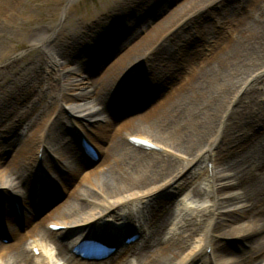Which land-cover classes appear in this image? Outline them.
Listing matches in <instances>:
<instances>
[{
	"label": "bare ground",
	"instance_id": "bare-ground-1",
	"mask_svg": "<svg viewBox=\"0 0 264 264\" xmlns=\"http://www.w3.org/2000/svg\"><path fill=\"white\" fill-rule=\"evenodd\" d=\"M233 3H228L227 0H191L180 6L179 10L194 13L203 6L217 7L220 4L222 11L233 14ZM9 6L7 0H0L4 18L16 12V9ZM164 10L165 8L159 11ZM244 19L241 20L240 27L243 31L241 36L245 32L246 37L228 45L229 48L226 46L219 50L215 62L204 64L197 73L190 77L188 75L189 81L183 88L178 83L175 85L176 69L167 61V64L160 63L165 59L156 60L150 55L154 41H146L147 38L136 40V28L140 30L138 24L141 21L136 22L134 19L133 25L127 22L122 26L123 30L119 33L125 36L124 40L117 43V31L110 34L116 42L109 40L107 35L106 45L97 48L99 50L94 55L64 70L59 65L68 63L70 57L64 53L62 46L53 48L49 45V40L54 39L53 31L40 30L29 36L30 45L43 46L46 55L32 51V55L22 61L29 66L18 65L20 61L0 66V71H11L8 76L13 74L10 78L5 77L10 85H6L4 90L9 95L12 92V96L18 99L29 95L35 88H41L42 93L37 96L44 98L32 100L31 104L37 110L31 118L24 110L14 109L13 116L6 117L7 113L3 112L5 119L0 120V218L2 214L8 217L6 230L16 238L13 244L1 245L5 258L0 260V264H76L77 258L70 252V247L87 235L119 245L114 255L104 260L85 261L87 264L123 261L133 251L132 247L140 242L123 244L122 239L127 234L129 236L136 232L146 234L155 221V228H158V233L164 240L155 248L151 245V240L146 239V235L142 236L141 239H146V242L133 253V258L140 264H264V260L256 257L264 254V138L259 137L253 142L245 138L249 135L245 131L249 128L246 122L251 119L246 111L249 106L240 110L228 106L246 78L257 81L258 76L264 73V49L262 46H255L256 43L264 45V19L255 16L245 21ZM148 21V18L145 19V24ZM152 28L153 30H149L151 35L162 30L163 25L155 24ZM180 39L183 41L185 54L199 51L200 48L192 46L191 40L184 37ZM135 40L133 45L126 47ZM75 41L76 38L71 42ZM167 47L173 48L169 45ZM0 53L7 60L12 54L11 51ZM117 53L123 54L116 57ZM234 54L238 57L236 63ZM113 55L115 59L111 62L109 57ZM145 62L149 63L146 71L139 70ZM160 64H164V68H160ZM106 67L107 70L103 71ZM164 69L168 73L165 74ZM90 70H101L102 74L91 79L88 72ZM137 72L139 77L136 76ZM47 73L61 81L58 93L50 100L44 95V91L51 87L50 77L45 76ZM78 74L81 76H77ZM138 78H143L140 82L142 85L136 83L131 88L130 84ZM144 78H149L148 84ZM129 79L133 82H128ZM253 87L254 85L249 87L246 94ZM160 95H166L165 100L150 108L144 118H131L115 128L121 109L118 103H128L131 96L145 101L156 100ZM249 98L250 103L257 101L254 93H250ZM62 104L76 114L74 120L65 123L60 116H56L49 121L51 113ZM255 105L258 109L264 108L262 103ZM17 125L23 126L21 133H26V145L37 156L32 163L28 162V156L24 154H14L8 161L1 160L5 151H9L4 146L5 143L9 142L13 147L12 141H17V138L12 140ZM78 128L96 134L101 143L99 156L103 158L106 167L93 169L84 175L82 181L88 182L92 190L86 191L88 193L84 195L78 194L83 202L76 203L73 208H57L54 211L56 220L49 221L48 217L41 219L40 212L48 205L46 201L45 206L40 204L39 210L33 207V214H26L24 218L25 224L30 227L28 234L22 235L16 230L15 217L9 206L10 198L2 197L5 189L10 188V196L21 199L23 204L33 206L37 201L35 191L37 192L38 187L39 191H44L45 183L49 182L44 177L46 170H43V166L50 165L46 153L53 154L59 163L60 156H64L61 164L65 171L82 175L83 169L93 162V158L86 157L81 143L74 141L75 135L79 133H76ZM142 131L145 135L141 134ZM64 133L71 135L65 137ZM109 135L110 139L107 141L105 138ZM131 135L154 145L160 143L161 146L157 145L159 149H155L137 145L129 141ZM219 143L223 144V148L216 149L215 145ZM104 172L109 178L101 180L99 173ZM196 176L201 178V184L205 183L207 188L210 186L211 191H208L213 193L212 198L207 199L208 204L201 209L191 206L188 197L187 180L197 179ZM33 177L40 184L32 182L31 185ZM207 188L195 187L192 190L193 197H201ZM164 195L170 197L167 199L169 203L170 200H175V207L179 211L175 215L176 220L183 218L187 210H197L204 218L200 222L186 219L183 231L186 234L183 236L176 221L167 224L165 215L168 213V206H161L159 203L163 202ZM144 206L155 209L153 213L159 216H134V207L143 209ZM51 223L71 224L72 227L54 230L49 225ZM254 231L260 233L257 242L249 239ZM213 232L215 235L236 234L241 237L243 244H249L248 253L253 257L235 259L229 254L226 244L214 239ZM59 239H65L66 243ZM47 243L52 244L55 250L47 249ZM208 247L210 252H207ZM60 259L64 263H60Z\"/></svg>",
	"mask_w": 264,
	"mask_h": 264
},
{
	"label": "rangeland",
	"instance_id": "rangeland-1",
	"mask_svg": "<svg viewBox=\"0 0 264 264\" xmlns=\"http://www.w3.org/2000/svg\"><path fill=\"white\" fill-rule=\"evenodd\" d=\"M8 4L16 9V12L14 14L11 13L8 15L7 18H4L2 15V9L0 7V52L2 51H11L12 54L9 57V59H5L2 57V54L0 53V66L5 65H11L14 62H19L18 65H25L29 66L28 63H23L22 61H25L28 59V55H32V51H37V53H40L42 56L46 55V50L43 46L37 45L33 46L30 45V35L32 33H37L38 31H48V32H54L53 33V40H49V45L53 46V48H58L62 46V49L64 53L69 56L68 63H60L59 68L64 70L67 69L68 66H75L78 62H84L89 57L94 55V53L99 50L97 48H100V46L103 47V45H106L105 40L107 35H109V40H113L112 37H110V34L119 33L122 29V26H125L126 23H133V20L135 21H141V23H137L140 30L136 28L137 32V38L136 40L140 39H146V41H154L153 44V52L150 53L153 57H155L156 60L165 59L164 62L160 61V63H167L169 65H172L174 67L175 73H176V81L175 85L178 83L179 87H185V84L189 81L188 75L190 77L191 74L197 73L201 69V66L204 64L213 63L216 61V55L219 50L225 49V47L228 45H233L238 40L242 39L244 36L246 37V33H243L242 35V28L240 27L242 25L241 20L243 18L244 21L247 20V18H250L252 16L260 17V19H264V0H227L228 3L234 2V9L235 12L233 14L225 13L223 8H221L220 4H217L216 6H203L201 9H197V11H194V13H185V11H181L180 6L187 3L191 0H7ZM230 4V5H231ZM9 6V7H10ZM189 6V5H188ZM238 7V8H237ZM262 7V9H261ZM164 12H161L159 10L164 9ZM185 8V7H184ZM177 9V10H176ZM221 12H219L218 10ZM261 9V10H260ZM184 10V9H183ZM198 12V13H196ZM262 13V17L260 14ZM259 15V16H258ZM144 17V19H142ZM152 17V18H150ZM148 18V23L145 24V19ZM157 24L163 25V29L159 30L155 34H149V30H153L152 26ZM133 25V24H132ZM156 27V26H155ZM155 29V28H154ZM77 34L75 35V33ZM121 33H119V36H115L117 43L124 40L125 36H122ZM181 37L187 38L191 40L192 46L196 48H200L199 51H196L195 54H185L183 49V41L180 39ZM76 38L75 42H71ZM116 40L114 42H116ZM136 40L130 44H127L126 47H130L133 45ZM195 42V43H194ZM62 43V44H61ZM69 43V44H67ZM71 43V44H70ZM194 43V44H193ZM116 45V44H115ZM114 45V46H115ZM172 46L173 48L170 49L167 46ZM191 46V47H192ZM255 46H262L264 49V45L256 43ZM146 45L143 47L145 48ZM192 47V49L194 48ZM142 48V49H143ZM229 48V47H228ZM171 50V51H170ZM56 51V50H55ZM124 52V50H121ZM120 51V53H121ZM259 51V50H256ZM119 52V51H118ZM117 53V56H120L122 54ZM140 53V52H139ZM120 54V55H119ZM115 55L109 57V61H113ZM161 56V57H160ZM234 62L236 63L238 57L233 55ZM142 61V60H141ZM109 62V65L110 63ZM159 62V61H157ZM166 63V64H167ZM147 62H145V65L139 69L141 71H146L148 68ZM164 64H160V68H164ZM108 65V66H109ZM58 68V66L56 67ZM54 68V69H56ZM22 71L25 69H21ZM102 70V69H101ZM88 71L91 74V79L98 78L102 71ZM107 70V67L103 69ZM11 73V71H0V120L2 121L5 119L3 117V112H6V117L14 114V109H22L24 112H27V115L29 118L36 113V106L32 103V100H40L44 99L42 96L38 97L37 95L42 93L40 91L41 88H35L29 95L25 97L16 98L15 96H12V92L5 91L6 85H10L9 82H6L5 78ZM58 73V71L56 72ZM164 73L166 70L164 69ZM13 75V74H11ZM8 76L9 78L11 77ZM48 78L50 77V89H47V91H44V95L48 96V100H50L52 97L55 96V94L58 93L60 82L55 79V76L51 74V76L45 74ZM81 76V75H77ZM136 76L139 77L138 72L136 73ZM141 77V76H140ZM66 78V77H64ZM131 79V78H130ZM129 79L128 82H133ZM149 79V78H148ZM148 79L144 78V81H147V84L149 83ZM151 79V78H150ZM264 73H262L258 78L256 79H250L246 78L244 80L245 82L241 84L242 88L238 91L236 94V97L233 100H230L232 98H229L230 102L228 104L229 107H236L237 110H240L244 107L247 108V112L251 115V119L248 120V127L245 131L248 132V137L245 138L249 141H255L259 137L264 138V108L258 109L255 105L256 103H262L264 104ZM142 79L135 80L132 84H130V87L133 88V84L140 85V82ZM262 80V81H261ZM254 85L253 90H251L250 93H254L257 95V101L253 104L250 103L249 94L247 93V90L249 87ZM256 86V87H255ZM123 93H126L123 90H120ZM36 94V95H35ZM124 95H122L123 97ZM37 98V99H36ZM130 98V97H129ZM128 98V99H129ZM166 95H160L158 98L153 99H146L145 101L142 99H135L131 96L128 103L127 101L123 102L122 104L118 103V106L121 105L120 109V116L118 120L115 121L116 127H119L122 123L126 122V120H130L131 118H144L146 116V112L149 111L150 108L154 107L159 101L165 100ZM225 99V98H224ZM223 99V100H224ZM235 100V101H234ZM154 102L153 104H151ZM253 104V105H252ZM232 107V108H234ZM30 108V109H29ZM230 108V110L232 109ZM235 109V110H236ZM258 109V110H256ZM56 116H60L62 121L65 123H69L72 120H74V117L76 114L70 112L68 107L65 104H62L58 106L54 112L51 113V117L49 118V121H51L52 118H55ZM79 119V118H78ZM48 121V122H49ZM69 121V122H68ZM27 123V120L25 121ZM23 125V124H22ZM17 129L14 131V135L12 140H16V142L12 141V146L10 143L6 142L4 146H7V150L5 151L4 158H1L3 161L10 160L13 156L16 154H24L28 157V162L32 163V161L35 159L34 153H32V149H30L29 146L26 145V133H21L20 125H17ZM65 129V128H63ZM66 130V129H65ZM79 132L75 135L74 141H78L79 137L82 135L86 138V140L93 145L95 150L98 152V156L100 155V141L97 140L96 134L90 132V130H87V132H84L78 128ZM112 132H110L111 135ZM145 132H141V134H144ZM66 134L65 137H69L71 134ZM78 134L80 135L78 137ZM110 135L108 137L104 138L109 141ZM20 136V137H15ZM221 136V135H220ZM147 137V136H146ZM72 142V143H75ZM156 142V141H155ZM158 143V142H157ZM246 143V142H245ZM244 144V143H243ZM157 145L161 146L160 143ZM216 149L223 148V144H217L215 145ZM158 147V146H156ZM158 149V148H156ZM46 152V151H45ZM47 154V161L50 165L43 166L44 174H46L45 179L50 182L45 183L44 191H39V187L37 188V192L35 191V197L36 202L34 205L30 206L27 204H23L21 199L14 198L11 195V189L6 188L5 194L2 197H8L9 199V206L12 208V216L15 217V223L16 230L18 229L22 235L28 234V229L30 228L29 225L25 224V216L31 215L34 212L33 207H37V210L40 209V204L45 206V201L48 203V205L40 212L41 219L48 217L49 221L56 220V215H54V211L64 206V210L67 208H73L76 203L82 201L83 199H79L77 196L78 194H86L88 190H92V187L88 182L82 181L84 178V175L86 173H89L93 169H102L103 167H106L103 158L98 157L97 160H93L91 164L87 166V168L83 169L82 175H76L72 173H68L65 171L63 165L61 162L64 161V156H60V163L55 160L53 157V154L46 153ZM87 157V154H84ZM39 158L41 157L40 153H38ZM2 157V155H1ZM61 164V165H59ZM55 165V166H54ZM210 166V164H209ZM67 172V173H65ZM101 176V180L105 178H109V175L107 177L106 173H99ZM106 176V177H105ZM197 179H188L189 181V201H191L190 205L198 207L201 209L203 205L208 204L209 198H212V192L211 189L207 188L205 183L201 184V178L196 176ZM192 180V181H191ZM37 183L40 184V182L33 177V180L30 181L31 185ZM192 182V183H191ZM206 182V181H205ZM48 183V184H47ZM205 185V186H204ZM34 186V185H33ZM195 187H206V192L204 191L203 194H201V197H193L192 190ZM45 195V197H44ZM163 202H159L161 204H165L168 206V213H166L165 218L167 220V224L169 222H177L178 227H180V234L182 233L183 236H185L186 233H184V225L185 220L190 221H197L200 222L204 217L201 216L200 212H197V210H194V212L187 210L184 213L183 218H179L176 220L175 215L179 213L177 208L175 207V200H170L171 203L167 200L170 197H167L164 195ZM12 199V200H11ZM161 200V198H158ZM12 201V202H11ZM69 202L70 206H68L67 202ZM22 206H21V203ZM83 202V201H82ZM154 204V203H153ZM18 205V206H16ZM66 205V206H65ZM162 206V205H161ZM142 211V212H139ZM155 211L150 208V206H144L143 209L139 207H134L133 213L134 216H147V217H155L158 214L153 213ZM165 214V213H164ZM131 215V214H130ZM133 216V215H132ZM159 216V215H158ZM181 217V216H180ZM7 220L8 217L4 216V214L1 215L0 218V260L5 258L4 248L1 245H8L13 244L16 242V238L9 234V231L6 230L7 228ZM156 222V221H155ZM155 222L151 224L152 227L148 228L146 231V234L143 236H147L146 239L151 240V245L156 248L157 245H161L163 242L162 236L158 233V228H155ZM71 224L63 225V228L61 229H69L71 228ZM47 228V225H46ZM217 231V230H214ZM18 232V231H16ZM213 237L217 241L226 244L230 250L231 256H233L235 259H240L241 257L247 258L253 257L250 256L249 252V244H243V239L236 234L234 235H215L213 232ZM30 237V236H29ZM57 238V237H55ZM143 238V237H142ZM258 238H260V233L251 232L249 235V239L253 240V242H257ZM146 239L143 241V239L140 241V244H136L132 247L133 251L130 252V254L127 255L126 259L123 261H117L113 262L112 264H140L136 259L133 258L134 251H137V248L146 242ZM61 242L66 243L65 239H59ZM251 242V241H250ZM249 242V243H250ZM46 248H53L55 250V247L52 244L46 245ZM35 249V248H34ZM251 249V248H250ZM37 252V251H36ZM207 252H210V248H207ZM256 257L259 258V260H264V254L263 255H257ZM60 263H64L62 259L59 260ZM76 264H85L86 262L80 259L75 260ZM87 264V263H86Z\"/></svg>",
	"mask_w": 264,
	"mask_h": 264
}]
</instances>
